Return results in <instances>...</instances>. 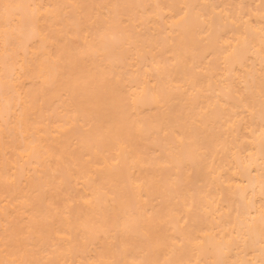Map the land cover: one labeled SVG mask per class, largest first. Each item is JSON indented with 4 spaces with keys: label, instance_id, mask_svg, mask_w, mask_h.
<instances>
[{
    "label": "bare ground",
    "instance_id": "obj_1",
    "mask_svg": "<svg viewBox=\"0 0 264 264\" xmlns=\"http://www.w3.org/2000/svg\"><path fill=\"white\" fill-rule=\"evenodd\" d=\"M0 264H264V0H0Z\"/></svg>",
    "mask_w": 264,
    "mask_h": 264
}]
</instances>
